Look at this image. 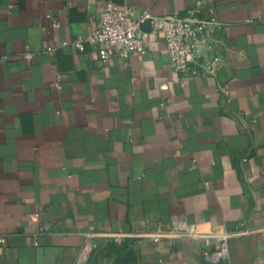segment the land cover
<instances>
[{
    "label": "crops",
    "instance_id": "crops-1",
    "mask_svg": "<svg viewBox=\"0 0 264 264\" xmlns=\"http://www.w3.org/2000/svg\"><path fill=\"white\" fill-rule=\"evenodd\" d=\"M106 1L0 0V264H81L105 237L135 264H264V0H204L226 49L189 78L161 31L128 57L76 48ZM113 1L161 17L196 0ZM175 221L246 233L219 261V239H131Z\"/></svg>",
    "mask_w": 264,
    "mask_h": 264
},
{
    "label": "built area",
    "instance_id": "built-area-1",
    "mask_svg": "<svg viewBox=\"0 0 264 264\" xmlns=\"http://www.w3.org/2000/svg\"><path fill=\"white\" fill-rule=\"evenodd\" d=\"M54 25L59 27L61 23L56 19ZM221 27L222 23L218 19L207 15L204 0H196L184 14L172 13L161 17L155 16L149 9L137 11L128 4L120 7L115 1L108 0L103 3L100 18L93 29L85 36H78L73 44L80 50H84L86 44L92 45L104 60L115 54L128 57L133 52H145L150 34L161 31L167 43L171 69L184 78H189L214 75L217 72L223 62L222 51L226 49L220 34ZM52 50V47H48L49 52ZM33 56L34 52L29 49L24 52V57L28 59ZM55 84L61 86L60 81ZM245 233L240 228L228 229L222 233L205 232L195 224L175 221L168 230L133 235L154 240L189 236L194 239L202 238L207 241V245L208 239H219L217 249L205 251L207 258L219 261L228 258V241ZM34 239L37 244V235ZM5 242L6 236L0 235V243Z\"/></svg>",
    "mask_w": 264,
    "mask_h": 264
},
{
    "label": "rangeland",
    "instance_id": "rangeland-1",
    "mask_svg": "<svg viewBox=\"0 0 264 264\" xmlns=\"http://www.w3.org/2000/svg\"><path fill=\"white\" fill-rule=\"evenodd\" d=\"M140 238L138 236L132 237ZM198 238L195 241L201 242ZM86 257L81 264H135V256L129 238H101L88 242ZM87 244V243H86Z\"/></svg>",
    "mask_w": 264,
    "mask_h": 264
}]
</instances>
